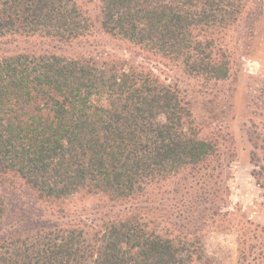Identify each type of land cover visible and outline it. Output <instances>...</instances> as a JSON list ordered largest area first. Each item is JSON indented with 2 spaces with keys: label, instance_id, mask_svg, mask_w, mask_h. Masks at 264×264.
I'll return each instance as SVG.
<instances>
[{
  "label": "trees",
  "instance_id": "1",
  "mask_svg": "<svg viewBox=\"0 0 264 264\" xmlns=\"http://www.w3.org/2000/svg\"><path fill=\"white\" fill-rule=\"evenodd\" d=\"M263 17L264 0H0V264H205L224 231L237 264H264V224L230 203L224 109L232 37L251 49Z\"/></svg>",
  "mask_w": 264,
  "mask_h": 264
},
{
  "label": "rangeland",
  "instance_id": "2",
  "mask_svg": "<svg viewBox=\"0 0 264 264\" xmlns=\"http://www.w3.org/2000/svg\"><path fill=\"white\" fill-rule=\"evenodd\" d=\"M258 28V34L253 38V46L250 49L247 42H240L237 34L233 35V50L236 53V64L232 71L229 87L236 88L233 99V107L225 105L227 111L228 126L236 137L238 157L232 166L230 178L231 200L236 211L237 220L242 212L264 224V206L261 205L263 190L253 177V163L250 159L251 144L248 132L254 131L264 137V17ZM250 53H246V51ZM247 51V52H248ZM161 66V65H160ZM162 67V66H161ZM168 69V68H167ZM166 76V74H163ZM199 118L204 113L208 114L202 105L197 107ZM204 135H207L209 130ZM20 197L12 200V205L31 206L33 196L24 191ZM90 206L92 199L83 201ZM77 201V205H78ZM32 207V206H31ZM237 234L213 232L207 235L205 245V264H237L238 243Z\"/></svg>",
  "mask_w": 264,
  "mask_h": 264
}]
</instances>
